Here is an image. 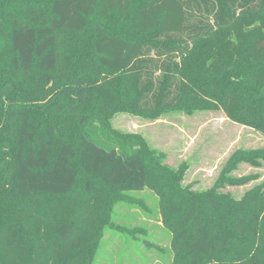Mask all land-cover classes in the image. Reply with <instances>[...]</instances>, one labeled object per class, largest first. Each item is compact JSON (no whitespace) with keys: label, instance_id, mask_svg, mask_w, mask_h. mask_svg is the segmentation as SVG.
Masks as SVG:
<instances>
[{"label":"trees","instance_id":"trees-1","mask_svg":"<svg viewBox=\"0 0 264 264\" xmlns=\"http://www.w3.org/2000/svg\"><path fill=\"white\" fill-rule=\"evenodd\" d=\"M116 111H220L264 137V0H0V264H93L115 204L146 189L171 264H264V181L235 175L261 169L264 147L234 151L196 189L187 162L90 119Z\"/></svg>","mask_w":264,"mask_h":264},{"label":"rangeland","instance_id":"rangeland-1","mask_svg":"<svg viewBox=\"0 0 264 264\" xmlns=\"http://www.w3.org/2000/svg\"><path fill=\"white\" fill-rule=\"evenodd\" d=\"M92 21L101 23L110 34L132 40L139 38L129 23L114 28L112 20L107 21L97 15ZM87 56L86 49L77 51L76 62ZM90 117L105 119L110 130L117 134L144 138L153 149L166 155V163L170 166L187 162L190 170L186 184L195 183L196 189L211 187L234 151L264 147L262 135L230 122L220 111L197 112L192 116L176 112L159 118H144L130 111H116L108 116L91 113ZM77 121L65 119L60 122V127L73 133L78 127ZM97 127L92 135L101 138L102 126ZM251 173L260 174V181H264V163L261 169L242 164L235 175ZM79 174L77 188H82L84 175L82 172ZM252 186L229 188L228 191L241 196ZM127 197L129 201L115 204L112 216L114 227L105 230L93 264H171V237L161 224L156 195L146 189L128 193Z\"/></svg>","mask_w":264,"mask_h":264}]
</instances>
